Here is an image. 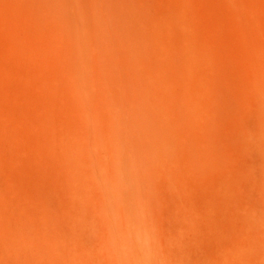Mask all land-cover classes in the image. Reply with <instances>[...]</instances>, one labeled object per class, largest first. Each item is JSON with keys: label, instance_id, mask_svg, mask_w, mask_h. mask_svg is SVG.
I'll use <instances>...</instances> for the list:
<instances>
[{"label": "bare ground", "instance_id": "1", "mask_svg": "<svg viewBox=\"0 0 264 264\" xmlns=\"http://www.w3.org/2000/svg\"><path fill=\"white\" fill-rule=\"evenodd\" d=\"M189 235L264 264V0H0V264H112L129 236L194 264Z\"/></svg>", "mask_w": 264, "mask_h": 264}, {"label": "rangeland", "instance_id": "2", "mask_svg": "<svg viewBox=\"0 0 264 264\" xmlns=\"http://www.w3.org/2000/svg\"><path fill=\"white\" fill-rule=\"evenodd\" d=\"M202 23L203 24H208V23H206V21L204 22V21H202ZM251 102H253L252 100H251ZM250 102V100H249V103H251ZM253 103H255V102H253ZM252 104V103H251ZM249 104L252 108H254V107H256V104ZM250 122H252V120H250L249 121V130H250V132L253 134V128L251 127L252 126V124L253 123H250ZM251 125V126H250ZM254 125V124H253ZM254 129H256L255 128V126H254ZM254 133H255V131H254ZM250 144H249V146H250V150H249V147H247V149H248V151H250V153L248 152V151H246V149H241L242 151H241V153H242V155L238 152V150H237V153L239 154V155H241V156H243V154H244V156H245V153H246V156L244 157V159H247L248 161V163L250 164V163H252L253 164V167H252V165H251V167H252V169H253V172H255V174L256 175H259L260 174V171H261V168H260V161H259V156H261L259 153H258V150L257 149H254V148H256V145H254L255 143H253V142H249ZM255 146V147H254ZM235 147H236V149H237V145H235ZM239 149V151H240V148H238ZM245 150V153H243V151ZM255 150H257V151H255ZM251 151H253L252 153H251ZM247 153H249V157H248V154ZM256 155H258V156H256ZM254 161L255 160V162H249V161ZM258 163V164H257ZM260 168V171H258L257 169H259ZM230 181V180H229ZM227 183L228 184H230V185H233L232 187H233V189H235V185L232 183V182H228L227 181ZM231 187V186H230ZM231 187V188H232ZM219 202L221 203V204H225L226 202H225V199L224 198H219ZM197 201H196V199H193V202H192V206H193V208H194V210L195 211H198V212H200V210H201V207L199 206V203L197 202V204H195ZM254 204V203H253ZM161 213V221H162V225H163V234H164V236L162 235L160 238L162 239V240H164L165 238H166V235H165V232L168 230V229H170L171 228V222H170V220H169V217H168V215H166V214H164V212H160ZM230 215V214H229ZM229 215H227V214H225V216L223 217V219L225 218V220H227V218H228V220L227 221H230V219H232V221H234L235 222V219L234 218H229L230 216ZM223 234H225V232H223ZM187 238L189 239V245L187 246V249L189 250V252H190V254H191V257L193 258V260H194V264H202V263H200V255H199V250H198V248H197V245H196V243H192V242H190V241H192V239H194L192 236H187ZM210 244V245H209ZM191 245V246H190ZM208 246H211V247H213L214 249H216L217 251H220V245H218L217 243H215V242H211V240L208 242ZM162 249H163V247H161ZM219 248V249H218ZM171 250L169 251V252H171V254H174V255H181V253L183 254V250H182V248H181V246L179 245V244H177V245H174V246H172L171 248H170ZM176 250V251H175ZM198 251V252H197ZM169 254V253H168ZM253 260V258H251V261ZM254 261V260H253ZM213 262L208 258L207 259V261L204 263V264H212ZM253 263V262H252Z\"/></svg>", "mask_w": 264, "mask_h": 264}, {"label": "clouds", "instance_id": "3", "mask_svg": "<svg viewBox=\"0 0 264 264\" xmlns=\"http://www.w3.org/2000/svg\"><path fill=\"white\" fill-rule=\"evenodd\" d=\"M145 218H147V211L145 210ZM154 247L141 248L138 247L137 240L133 242L131 236L126 241L125 247L133 252L134 258L116 259L112 264H172L171 261L164 258L163 249L160 246L157 237H154ZM138 253V255H136Z\"/></svg>", "mask_w": 264, "mask_h": 264}]
</instances>
